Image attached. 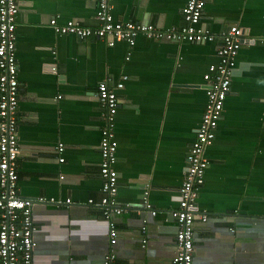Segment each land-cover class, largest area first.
<instances>
[{
    "label": "crops",
    "instance_id": "obj_1",
    "mask_svg": "<svg viewBox=\"0 0 264 264\" xmlns=\"http://www.w3.org/2000/svg\"><path fill=\"white\" fill-rule=\"evenodd\" d=\"M188 1L114 0L112 12L121 22L180 28ZM18 3L17 187L35 201L33 264H103L111 249L103 213L89 203L103 197V108L96 92L100 83L115 87L124 76L115 169L118 201L130 212L117 218L113 249L118 264H171L178 253L172 212L207 104L205 75L219 64L222 34L233 25L244 30V43L216 139L205 152L210 165L198 212L208 219L195 223L194 263L264 264V0H207L201 23L216 37L212 42L139 36L134 47L80 40L51 27L53 19L100 26L98 0Z\"/></svg>",
    "mask_w": 264,
    "mask_h": 264
},
{
    "label": "built area",
    "instance_id": "obj_2",
    "mask_svg": "<svg viewBox=\"0 0 264 264\" xmlns=\"http://www.w3.org/2000/svg\"><path fill=\"white\" fill-rule=\"evenodd\" d=\"M114 0H98L96 18L100 26L85 28L79 22L69 20L59 25L56 19L51 27L57 34L74 35L80 40L96 37L107 40L110 46L117 42L136 45L139 36L155 41L176 43L212 42L215 36L202 27V18L207 0H189L183 9L184 25L180 28L163 29L153 24L121 22L113 15ZM18 0H0V264H33L37 246L34 238L36 226L33 219L34 200L23 198L18 192V159L22 149L19 143V101L20 81L17 63V18ZM244 30L233 25L222 34L219 48V64L212 65L205 75L207 104L202 124L197 131L196 140L187 156L185 180L180 189L179 207L172 212L178 224V253L171 264L194 263V228L196 220L206 222L208 216L198 212V198L205 183L209 160L205 152L216 139V131L222 118L225 102L231 92V76L236 67L237 57L243 45ZM129 77L111 87L108 82L98 85L96 96L103 108L101 120L102 138L100 143L102 200L89 203L99 207L109 227L110 251L105 255L103 264H118L114 247L118 242L117 218L129 213V206L118 201L117 162V113L120 103L117 91L124 89ZM63 148L61 147L60 151ZM63 161V160H62ZM37 201L46 202L39 198ZM52 202L55 200L52 199ZM66 203L70 204L71 200ZM155 210L147 200L143 205ZM143 240V248L147 244Z\"/></svg>",
    "mask_w": 264,
    "mask_h": 264
},
{
    "label": "bare ground",
    "instance_id": "obj_3",
    "mask_svg": "<svg viewBox=\"0 0 264 264\" xmlns=\"http://www.w3.org/2000/svg\"><path fill=\"white\" fill-rule=\"evenodd\" d=\"M243 43H244V41H243ZM118 147H119V143H118ZM117 160H118V158H117ZM117 163V162H116ZM116 166V165H115Z\"/></svg>",
    "mask_w": 264,
    "mask_h": 264
}]
</instances>
